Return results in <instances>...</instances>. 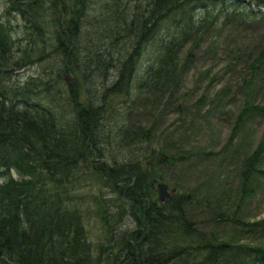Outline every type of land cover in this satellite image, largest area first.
Segmentation results:
<instances>
[{"label": "trees", "instance_id": "16d2710c", "mask_svg": "<svg viewBox=\"0 0 264 264\" xmlns=\"http://www.w3.org/2000/svg\"><path fill=\"white\" fill-rule=\"evenodd\" d=\"M224 1L112 0L111 8L101 11L109 14L108 21H93L98 25L87 34L90 0H1L0 264H264V248L229 240L225 230L220 235L214 229L199 230L196 199L183 186L173 184L180 194L158 203L155 183L166 182L160 169L187 162L188 153L163 143L148 157L142 147L152 141L148 129L121 124L110 132L111 126L102 124L107 120L104 98L128 94L140 50L164 21L180 15L177 30L158 40L159 50L145 76L134 81L138 95L150 96L155 104L165 95L170 99L191 57L186 54L180 65L179 54L189 40L198 45L218 16L207 18ZM231 1V19L233 14L241 21L259 14L264 20V0ZM242 3L251 9L246 11ZM194 10L203 16L195 20ZM105 43L111 46L108 65L99 52L105 51ZM52 52L60 61L52 75L55 84L80 70L84 80L83 67L91 58L104 76L107 69L116 71L98 101L83 103L68 88L75 104L71 102V118L63 126L56 123L52 100L40 95L45 83L39 84V77L23 83L10 80ZM262 63L264 49L249 62L251 74L242 79L244 84L262 71L255 70ZM249 115L264 118V104H244L237 121ZM263 153L264 128L241 163L236 206L252 196L256 183L251 178L264 177ZM215 205L203 202L198 214L206 210L216 223L222 213Z\"/></svg>", "mask_w": 264, "mask_h": 264}, {"label": "rangeland", "instance_id": "374dc122", "mask_svg": "<svg viewBox=\"0 0 264 264\" xmlns=\"http://www.w3.org/2000/svg\"><path fill=\"white\" fill-rule=\"evenodd\" d=\"M112 4V0H90L84 19V32H93L91 27L98 25L93 21H108L105 17L109 14H103L101 11L110 9ZM107 5L110 8H107ZM242 5L246 11L251 9L246 7L245 3ZM252 10L261 12L257 8ZM190 13L195 20L203 16L201 10ZM232 13L231 0L217 3L215 12L207 18L209 22L217 15L215 24L202 35L197 46L189 40L179 54L180 65L186 54H191V57L183 68L177 90L170 99L165 95L155 104L150 96L138 95L134 85L136 80L145 76L146 68L157 54L158 40L165 39L177 30L180 15L164 21L153 39L140 50L128 94L125 92L121 96L104 98L107 99L104 104L107 107V117L110 118L106 117L107 120L102 124L104 127L111 126L110 132L114 131V126L121 124L138 125L148 129L152 141L142 146L147 149L148 157L157 151V145L163 143L174 145L172 148L188 153L187 162L170 167L162 166L165 168L160 171L165 174L168 190L173 188V184H178L184 187L185 192L192 193L200 209L202 203L207 202L215 203L217 211H221V217L214 223L213 214L207 213L205 209L204 213L198 214V207L194 209L197 228L214 229L219 235L225 230L229 240L234 238L237 243L264 248V177L253 176L251 179L256 184L252 196L239 199L238 206L235 204L239 197L235 193L240 182L241 163L257 145L264 128V118L260 115L242 116L241 120L237 121L244 104H264V63L257 65L255 70L262 68V71L252 78L250 84L242 82V79H248L251 74L249 62L257 52L264 49V20L258 19L259 14L244 21L238 20L233 14L231 19L229 16ZM99 34H102L101 31L97 35ZM105 45V51L99 52L101 60L108 65L110 58L106 55V50L111 46L107 43ZM124 47H128L127 42ZM49 51L50 49L46 50L47 53ZM80 61L78 65L83 67ZM59 62L52 52L39 64L11 75L10 80L23 83L29 77H39V84L45 83L46 86L40 88V95L48 96L46 100H52L56 123L63 126L65 121L68 122L71 118V102L75 104L74 99H69L68 88L70 87L77 94L76 99L82 100L83 103H86L87 99L98 101L103 88H108L114 81L116 71L107 69L104 76L94 69L91 58V62H85L86 70L83 67V73L86 75L84 80L81 79L80 70L70 76H63V81L55 84L54 81L52 83V75L54 66ZM47 103L49 104L48 101ZM164 152L167 155L173 154L170 150ZM262 163L264 167V153ZM11 176L18 178L13 172ZM180 192L181 190L176 188L174 196H178ZM208 208L212 209V206ZM244 227L248 230L242 231Z\"/></svg>", "mask_w": 264, "mask_h": 264}, {"label": "water", "instance_id": "95a60500", "mask_svg": "<svg viewBox=\"0 0 264 264\" xmlns=\"http://www.w3.org/2000/svg\"><path fill=\"white\" fill-rule=\"evenodd\" d=\"M168 187L164 183H157L155 186V192L158 202H163L166 200L169 196L174 195L175 188H170L168 191Z\"/></svg>", "mask_w": 264, "mask_h": 264}, {"label": "bare ground", "instance_id": "6f19581e", "mask_svg": "<svg viewBox=\"0 0 264 264\" xmlns=\"http://www.w3.org/2000/svg\"><path fill=\"white\" fill-rule=\"evenodd\" d=\"M129 1H130V0H129ZM43 41H44V39H43ZM41 45H42V44H41ZM41 47H42V46H41ZM41 49H42V48H41ZM42 51H43V50H42ZM73 51H74V50H73ZM20 52H21V51H20ZM69 54H70V53H69ZM84 58H85V57H84ZM79 70H80V69H79ZM61 92H62V91H61ZM167 191H168V190H167ZM70 195H71V194H70ZM71 196H72V195H71ZM89 196H90V195H89ZM91 196H92V195H91ZM172 196H173V195H172ZM169 197H171V196H169ZM169 197H168V198H169ZM89 198H90V197H89ZM94 198H95V197H94ZM168 198H167V199H168ZM109 199H110V198H109ZM83 201H84V200H83ZM164 201H165V200H164ZM164 201H163V202H164ZM87 202H88V201H87ZM89 202H90V201H89ZM97 202H98V201H97ZM80 203H81V202H80ZM158 203H162V202H158ZM77 205H78V204H77ZM90 205H91V204H90ZM91 207H92V206H91ZM111 222H112V221H111ZM111 222H110V223H111ZM102 223H103V222H102ZM102 223H101V224H102ZM102 226H103V225H102ZM104 227H105V226H104ZM107 228H108V226H107ZM107 228H106V229H107ZM105 232H106V231H105Z\"/></svg>", "mask_w": 264, "mask_h": 264}]
</instances>
